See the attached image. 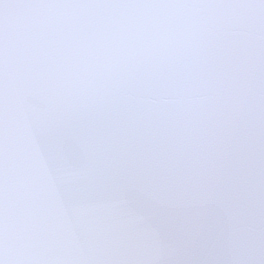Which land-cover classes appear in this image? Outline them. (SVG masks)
<instances>
[{"label":"snow or ice","instance_id":"obj_1","mask_svg":"<svg viewBox=\"0 0 264 264\" xmlns=\"http://www.w3.org/2000/svg\"><path fill=\"white\" fill-rule=\"evenodd\" d=\"M13 40L82 257L16 264H264V0H0Z\"/></svg>","mask_w":264,"mask_h":264},{"label":"water","instance_id":"obj_2","mask_svg":"<svg viewBox=\"0 0 264 264\" xmlns=\"http://www.w3.org/2000/svg\"><path fill=\"white\" fill-rule=\"evenodd\" d=\"M72 19L70 13L43 11L33 22ZM35 48L32 41H11L0 72V258L11 264L82 258L70 214L60 204L55 170L24 103L36 82ZM104 251L100 247L96 254Z\"/></svg>","mask_w":264,"mask_h":264}]
</instances>
